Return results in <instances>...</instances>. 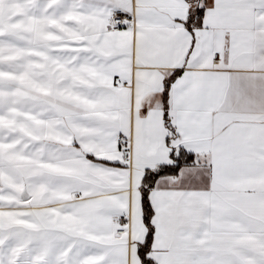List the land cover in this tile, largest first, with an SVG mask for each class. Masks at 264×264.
<instances>
[{"label": "snow or ice", "instance_id": "6c2138e0", "mask_svg": "<svg viewBox=\"0 0 264 264\" xmlns=\"http://www.w3.org/2000/svg\"><path fill=\"white\" fill-rule=\"evenodd\" d=\"M0 264H264V0H0Z\"/></svg>", "mask_w": 264, "mask_h": 264}]
</instances>
